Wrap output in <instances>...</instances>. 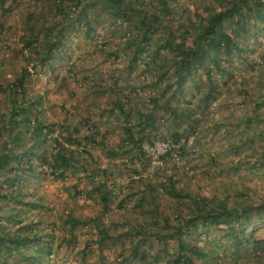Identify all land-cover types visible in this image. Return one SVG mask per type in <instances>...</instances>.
<instances>
[{
	"label": "rangeland",
	"instance_id": "rangeland-1",
	"mask_svg": "<svg viewBox=\"0 0 264 264\" xmlns=\"http://www.w3.org/2000/svg\"><path fill=\"white\" fill-rule=\"evenodd\" d=\"M165 1L170 7L178 4L173 16L178 7L184 9L186 16L191 15L192 5L198 7L202 2ZM143 2H152L146 5L150 12L160 14L163 9L158 0ZM51 3L53 0H6L0 4V85L4 87L12 81L21 67L29 70L24 97L29 101L36 98L38 118L51 124V130L42 129L47 140L40 144V150L46 155L55 152L51 137L65 141L61 133L66 128L77 127V135H91L94 140L73 145L74 165L64 177L55 178L47 164L30 155L27 145L31 139L23 136L26 144L22 149H28L38 175L23 183L25 204L4 199L0 202L5 228L14 230L19 222L38 224L39 230L50 234L53 248L46 264H174L177 240L168 238L161 246L158 235L169 234L172 226L192 217L190 196L195 194L209 203L215 198L223 200L237 210L250 206L252 221L255 220L244 229L247 235L240 247L221 237L215 226L206 235L185 226L190 233L183 238L205 253L203 259H195L202 264H264V28L256 30L263 24L251 19L248 33L240 35L244 50L232 53L224 64V75L216 73L222 86L215 98L206 102L200 101L207 91L202 69L192 79L194 83L185 85L180 92L174 85L164 86L174 76L172 58L164 53L163 60L162 53L154 54L165 35L163 25L154 32L148 48L143 45L147 49L139 48L133 57L135 46L128 41L138 33L133 27L136 18L127 27L108 14L107 8L98 9L90 13L92 29L88 30L76 21L70 22L78 7L63 2L67 6L64 11L71 9L67 16ZM186 16L185 24L192 27ZM48 25L66 26L64 42L53 51V57L41 62L38 56L43 54V47L31 50L23 47L21 39L30 27L38 31L40 26ZM44 33L43 28L39 32L40 44L54 42L51 34L43 37ZM21 97L18 95L16 101ZM152 97L159 100L158 105H154ZM8 98L7 90L0 91V116L10 107ZM115 98L129 99L126 111L131 108V113L139 110L156 117L155 128L147 129L140 126L136 114L128 118L134 136L145 133L136 146L124 141V115L111 106ZM256 101L261 107L255 109ZM166 102L193 109L199 120V125L194 124L190 130L185 121L176 129L189 131L187 140H180L184 151H167L176 143L170 133L173 125ZM205 107L208 111L202 113ZM30 116L34 118L33 114ZM6 120L3 119L4 130L0 131V146L3 136H9ZM170 180L177 190L183 187L190 191L181 197L171 194ZM102 183L107 187V205L95 189ZM153 205H158L157 216ZM257 208L261 210L258 213ZM15 210L19 211L17 219H9L8 214ZM69 215L80 219L95 217L97 222L69 230L64 222ZM138 227L147 234L141 241L134 236ZM99 228L110 236L102 247L97 245L102 240Z\"/></svg>",
	"mask_w": 264,
	"mask_h": 264
},
{
	"label": "trees",
	"instance_id": "trees-1",
	"mask_svg": "<svg viewBox=\"0 0 264 264\" xmlns=\"http://www.w3.org/2000/svg\"><path fill=\"white\" fill-rule=\"evenodd\" d=\"M5 1L0 0V4H4ZM201 1V5L198 7L193 6L194 4L192 5V13L187 16L181 7L177 8V15H171L173 14L175 5L178 4L170 7V4L165 0H158V3H162L163 7L159 11L160 14L148 11L146 5H151L152 2L146 4L143 0H95L91 3H87V0H61V2L53 0L51 4L59 13L67 8L63 2L78 7L74 16L71 15L73 20H70V22L76 21L78 24L87 26L88 30L92 29L90 25V13L98 11V9L105 10L107 8L108 14L119 18L122 24L127 27L132 25V18H136L137 21L133 23V27L137 29L138 33L135 39L128 41L130 45L135 46L133 57L138 54L140 49L146 50L148 48V42L154 32L158 29V26L163 25L165 35L161 43L156 47L154 54L158 55L156 52L162 53L161 59L163 60L166 57L162 56L164 53H167L172 58V74L174 76L173 79L169 77L164 86L169 88L174 85L175 89L180 92L184 89L185 85L194 83V77H196L197 71L202 69L205 80L207 81V91L202 95L200 101L209 102L208 100L210 98H215L214 94L218 93L220 86H222V83H218L217 81L216 73L224 75L226 72L224 64L231 58L232 53L234 51L239 53L244 50L240 35L242 33H248L251 19L259 20V23L263 24V27L256 29L257 32L264 28V0ZM89 10L90 12H88ZM200 10L202 12H199ZM65 12L69 16L70 13L68 12H71V9L68 8L63 13ZM185 16L188 17L192 27L185 24ZM229 26L231 29H229ZM43 28L45 31L43 37H48V34L54 37V42H45V46L39 43V32ZM65 29L66 26L56 28L54 25H48L40 26L37 31L34 27H30V31L21 39L23 47L31 50H39L40 47H43V54L39 55L38 51L37 54L41 62L46 61L54 56V50L58 49L61 44L63 45L64 38L62 36ZM188 39H190L189 42ZM143 45L147 48H144ZM29 77V70L21 67L12 81L7 82L4 87L0 85V91L5 92L7 90L8 97H10L8 98L10 107L7 113L4 114L7 115L0 116V125H2L0 131L2 132L4 130L3 119H7L8 125L5 129H7L6 131L9 134L8 138L3 136L2 145L0 146V202L4 199L13 200L16 203H26L23 200L25 196L22 191L23 183L28 179L35 180L38 175L30 155L39 157L44 164H47L53 177L60 178L64 177L66 172L74 165V161H76V152L71 147L73 145L81 146L85 141L90 142L94 140L91 135L88 137H80L77 135V127L66 128L64 133H61V136L65 140L63 143L58 138L51 137L55 152L50 151L49 155H46L41 151L40 144L47 140L42 129L46 128L51 130V124L48 125L38 118L39 105L36 98L29 101L24 97L26 93L25 83ZM18 95L22 97L17 102L16 98ZM151 100L155 103L154 105H158L159 100L156 97H152ZM127 101L129 99L122 101L115 98L112 100L111 106L112 110H116L124 115V141L128 146H136L143 140L145 133L141 131L137 136H134L130 126L127 124L128 118L136 114L138 123L145 129L148 127L155 128L157 122L156 117L152 113H143L139 110L131 113V108H128V111H126ZM165 105L169 111L171 124L173 125L170 133L176 143V147L167 151H184V145L180 143V140L182 139L185 142L188 138L189 131L186 129L180 132L176 129L182 121H185L187 124H190V130L191 127H194V124L199 125V120L195 117V111L193 109L171 106L168 102ZM254 106L255 109L261 107V103L256 101ZM206 109L205 107V109L201 110L202 113L204 111L207 112L208 109ZM30 111L33 112L31 113ZM31 114L34 115L33 119H31ZM25 135L28 139H31L27 145L30 155L27 154L28 149H22L26 144L23 139ZM37 147H39V150L36 151ZM19 149H21L22 153L19 152ZM111 153H114V150ZM174 186L175 184L170 180L169 192L177 197H181L190 191L188 189L185 190L183 187L177 190ZM106 188L105 183L95 188L99 192V197L104 205H107L109 199ZM75 193L77 195L81 194L80 191H76ZM192 195L190 196V200L194 206L192 217L186 219L185 223L172 226L169 234L158 235L161 246L166 244L168 238L177 240V252L175 258L172 260L174 264H202L195 259L196 257L203 259L205 253L202 248L196 244L188 243L183 238L185 233H190L187 231L189 228L192 227L196 233L200 234L203 232L206 235L208 229L215 226V230H217L218 234L220 233L221 237L229 238L234 246L240 247L242 240L247 235L244 229L247 228L250 222L255 221H252L253 214L249 211L251 210L250 206L237 210V207L229 208L223 200L215 198L213 203H209L202 196ZM1 207L0 264H46L48 261L47 258L52 253L53 244L49 239L52 236L42 231V229L39 230L37 228L38 224H21L19 222L17 228L14 230L6 229L2 222L3 214ZM152 209L154 216H157L158 205H153ZM256 211L258 213L261 210L257 208ZM17 214H19V211L15 210L8 214L7 217L16 220ZM64 222L69 226V230H75L85 224L94 225L97 219L95 217L80 219L69 215ZM185 226L187 230L184 229ZM99 232L102 240H99L97 245L102 247L103 243L110 236L104 228H99ZM146 235L143 232V227H138V231L134 234L135 238L139 241L145 238ZM151 235L153 237L156 236V234ZM134 254L136 255L137 253L135 252ZM17 256L20 258H14ZM21 258L25 259L22 260Z\"/></svg>",
	"mask_w": 264,
	"mask_h": 264
}]
</instances>
